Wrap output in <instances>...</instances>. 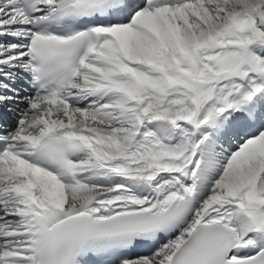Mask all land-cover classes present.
<instances>
[{
    "label": "snow or ice",
    "instance_id": "obj_1",
    "mask_svg": "<svg viewBox=\"0 0 264 264\" xmlns=\"http://www.w3.org/2000/svg\"><path fill=\"white\" fill-rule=\"evenodd\" d=\"M0 264H264V0H0Z\"/></svg>",
    "mask_w": 264,
    "mask_h": 264
}]
</instances>
